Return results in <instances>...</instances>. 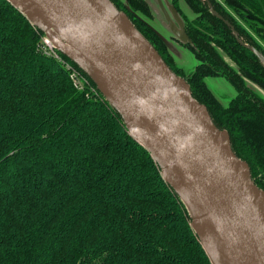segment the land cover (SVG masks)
Listing matches in <instances>:
<instances>
[{
	"label": "trees",
	"instance_id": "16d2710c",
	"mask_svg": "<svg viewBox=\"0 0 264 264\" xmlns=\"http://www.w3.org/2000/svg\"><path fill=\"white\" fill-rule=\"evenodd\" d=\"M185 1L196 13L183 17L189 73L145 21L146 0H110L186 80L264 190V98L251 85L264 90V0ZM42 32L0 0V264H212L159 164L80 65L60 53L77 88L39 50ZM207 77L233 87L226 105Z\"/></svg>",
	"mask_w": 264,
	"mask_h": 264
},
{
	"label": "water",
	"instance_id": "95a60500",
	"mask_svg": "<svg viewBox=\"0 0 264 264\" xmlns=\"http://www.w3.org/2000/svg\"><path fill=\"white\" fill-rule=\"evenodd\" d=\"M9 1L124 118L185 203L212 264H264V190L231 151L228 133L127 15L110 0Z\"/></svg>",
	"mask_w": 264,
	"mask_h": 264
},
{
	"label": "crops",
	"instance_id": "0c3cea01",
	"mask_svg": "<svg viewBox=\"0 0 264 264\" xmlns=\"http://www.w3.org/2000/svg\"><path fill=\"white\" fill-rule=\"evenodd\" d=\"M146 2L151 15L146 17L145 21L166 43L174 60L176 62L177 60L179 62H189L188 66H184V68H186L185 71H191L196 64V60L193 53L183 46L185 40L183 17L192 20L196 17V13L193 12L185 0H178V7L173 4V0H146Z\"/></svg>",
	"mask_w": 264,
	"mask_h": 264
},
{
	"label": "rangeland",
	"instance_id": "374dc122",
	"mask_svg": "<svg viewBox=\"0 0 264 264\" xmlns=\"http://www.w3.org/2000/svg\"><path fill=\"white\" fill-rule=\"evenodd\" d=\"M124 1V0H122ZM215 2H217L218 4H222L223 0H208V4L210 7L215 6ZM113 5V4H112ZM215 13H217L214 9H212ZM232 14H234L232 12ZM43 32L40 34V39L43 36ZM159 35V34H158ZM160 37V36H159ZM161 38V37H160ZM161 40L163 41V39L161 38ZM164 42V41H163ZM166 48L168 49L166 43L164 42ZM168 51L170 52V50L168 49ZM171 53V52H170ZM190 56L191 53L189 52ZM172 55V54H171ZM193 58V56H192ZM174 59V57H173ZM192 60V59H191ZM194 60V58H193ZM176 65L183 70L184 73H189L188 71H185L186 68H184V66H188L189 62H179L177 60H174ZM83 79L86 80L87 82V78L82 75ZM205 81L207 83V85L209 86V88L214 92V94L218 97V99L223 103V104H227L228 101L234 96L235 94V90L233 89V87L222 77H207L205 78ZM252 87L254 88V90L262 97L264 98V90L262 88H260L259 86L255 85L254 83H251Z\"/></svg>",
	"mask_w": 264,
	"mask_h": 264
},
{
	"label": "built area",
	"instance_id": "2783aa9c",
	"mask_svg": "<svg viewBox=\"0 0 264 264\" xmlns=\"http://www.w3.org/2000/svg\"><path fill=\"white\" fill-rule=\"evenodd\" d=\"M43 34L44 35L41 37L40 42L38 43L39 50L43 54L52 56L55 59L59 60L60 62L64 63L65 67L70 70V77L74 85L77 88H81L76 71L62 59L60 52L53 46V44L48 39V37L45 35V33Z\"/></svg>",
	"mask_w": 264,
	"mask_h": 264
}]
</instances>
